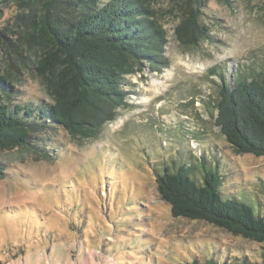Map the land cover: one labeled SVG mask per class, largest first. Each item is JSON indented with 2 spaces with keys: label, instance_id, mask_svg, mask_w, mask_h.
Segmentation results:
<instances>
[{
  "label": "rangeland",
  "instance_id": "obj_1",
  "mask_svg": "<svg viewBox=\"0 0 264 264\" xmlns=\"http://www.w3.org/2000/svg\"><path fill=\"white\" fill-rule=\"evenodd\" d=\"M182 2L153 3L166 33L167 65L144 63L124 77L127 105L96 137L73 138L46 123L36 137L49 160L0 149V264H181L231 254L260 263L259 243L173 217L154 172L172 159L186 165L191 154L199 175L202 158L216 166L224 195L239 194L253 207L249 199L257 201L264 213V156L235 152L213 106L221 77L232 83L236 71L264 66V0H201L208 32L190 47L174 34ZM16 11L11 0L0 4V75H13V90L0 93V104L45 106L52 100L38 79L8 61L21 50L12 24ZM27 55L30 64L34 56Z\"/></svg>",
  "mask_w": 264,
  "mask_h": 264
},
{
  "label": "trees",
  "instance_id": "obj_2",
  "mask_svg": "<svg viewBox=\"0 0 264 264\" xmlns=\"http://www.w3.org/2000/svg\"><path fill=\"white\" fill-rule=\"evenodd\" d=\"M11 1L17 10L12 24L21 50L8 61L15 60L16 70L37 78L52 102L0 104V149H25L49 160L36 137L46 123L61 126L73 138L96 137L127 105L124 77L142 70L144 63L151 69L167 65L166 33L153 7L155 0ZM182 1L174 34L190 47L206 36L208 27L200 20L201 0ZM24 52L34 56L30 64ZM10 76L11 72L0 75V93L6 96L13 90ZM213 106L215 123L235 152L264 156V66L248 74L236 71L232 83L221 77ZM182 152L183 148L178 153ZM190 158L191 154L183 166L172 159L154 172L171 215L205 221L259 243V264H264V213H259L258 202L249 199L253 207L237 198L239 194L224 195L216 166H206L200 157V173L195 175ZM4 172L0 163V178ZM231 256L181 264H252L245 256Z\"/></svg>",
  "mask_w": 264,
  "mask_h": 264
},
{
  "label": "bare ground",
  "instance_id": "obj_3",
  "mask_svg": "<svg viewBox=\"0 0 264 264\" xmlns=\"http://www.w3.org/2000/svg\"><path fill=\"white\" fill-rule=\"evenodd\" d=\"M183 65L184 66H186L187 68H190V69H193L194 67H193V65L192 64H190V63H183ZM165 75V74H164ZM153 82V81H152ZM154 85H155V83H152V87H154ZM156 90L157 89H155V90H153L154 92H156ZM118 122H120V121H118Z\"/></svg>",
  "mask_w": 264,
  "mask_h": 264
}]
</instances>
